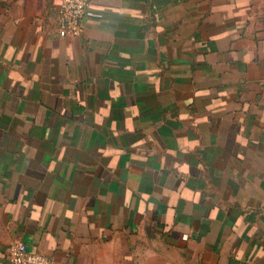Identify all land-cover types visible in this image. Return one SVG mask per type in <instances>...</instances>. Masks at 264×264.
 Wrapping results in <instances>:
<instances>
[{
	"label": "crops",
	"instance_id": "crops-1",
	"mask_svg": "<svg viewBox=\"0 0 264 264\" xmlns=\"http://www.w3.org/2000/svg\"><path fill=\"white\" fill-rule=\"evenodd\" d=\"M0 0V264H264V0Z\"/></svg>",
	"mask_w": 264,
	"mask_h": 264
},
{
	"label": "built area",
	"instance_id": "built-area-1",
	"mask_svg": "<svg viewBox=\"0 0 264 264\" xmlns=\"http://www.w3.org/2000/svg\"><path fill=\"white\" fill-rule=\"evenodd\" d=\"M57 28L60 36L78 35L82 29L89 0H57ZM11 264H56L42 252H31L23 241L8 246Z\"/></svg>",
	"mask_w": 264,
	"mask_h": 264
}]
</instances>
